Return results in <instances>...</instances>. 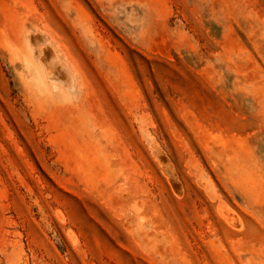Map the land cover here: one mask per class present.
<instances>
[{"label":"rangeland","instance_id":"rangeland-1","mask_svg":"<svg viewBox=\"0 0 264 264\" xmlns=\"http://www.w3.org/2000/svg\"><path fill=\"white\" fill-rule=\"evenodd\" d=\"M0 264H264V0H0Z\"/></svg>","mask_w":264,"mask_h":264}]
</instances>
